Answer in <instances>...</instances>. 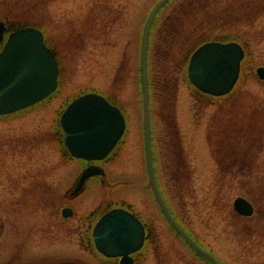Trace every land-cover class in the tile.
Segmentation results:
<instances>
[{
  "label": "rangeland",
  "instance_id": "rangeland-1",
  "mask_svg": "<svg viewBox=\"0 0 264 264\" xmlns=\"http://www.w3.org/2000/svg\"><path fill=\"white\" fill-rule=\"evenodd\" d=\"M36 1L0 0V16L11 19L13 22L24 19L28 23H36L35 21L39 20L37 17L39 6L35 4ZM79 1L60 2L58 3L60 7L54 6V8L52 7L54 3L49 4L53 12H58H56L57 18H53L50 28L45 26V29L47 30V39L56 49L60 61V84L62 83V86L52 98L35 107L29 114L11 119L6 123H0V173H10L14 189L23 185L22 191L15 189L8 194L10 200L8 207L4 206V196L7 194L3 190L0 194V224L3 223L5 226V231L0 238V260L8 259L7 261H9L12 258L9 264H31L35 255L37 257L40 256V253L52 251L55 255L47 253L39 257L40 259L45 258L43 263H47V260L54 256L64 255L87 263L100 264L101 261L96 255H92V252H88L86 248L83 249L79 244L78 231L74 234L72 232L75 229L69 228L70 231H67V227L75 226V214L83 216L88 211H93L94 215L91 217L93 223L98 214V207H103L108 197H113L116 200L123 197L126 199L125 203L127 202L134 212L144 220L153 222L156 227L157 242L155 243L157 246L156 252L152 253L154 257H151L155 260L152 261L150 258L151 262L149 259L147 264H154V262L158 264V259L166 264H194L191 262V255L183 242L176 238L165 224L158 207L154 205L152 193L146 188L148 179L145 171L142 92L138 65L140 32L135 35H127L128 29L125 27L114 29L107 41L111 45L115 43V49L106 48L103 51H96V49L89 50L86 46L83 48L82 39L84 36L79 33L80 30L76 32L82 37L73 36L70 31L71 23L74 22L76 15L82 16V12L79 11ZM88 1L92 2V0ZM122 2L125 4V8H128L127 12L123 13L127 15L136 7L140 10L145 8L151 1L122 0ZM178 6L183 9L177 10ZM202 6L205 8V12L201 10ZM144 8L140 13L144 12ZM94 9L95 6L91 4L89 11L83 10L85 14L83 17H88L91 10L94 14ZM186 11L188 12L186 13ZM261 11L264 12V0H173L159 14L150 39L149 71L151 76H154L155 66L159 64L156 63L157 59L163 61L162 55L166 51L169 58L176 43L180 44L176 48H180L182 51L178 61L172 54L170 60L174 61L171 65L177 67L181 63L182 68H185V64L180 60L187 47H194L197 38L200 35H206L203 32H209V34L207 33L208 37L213 38L218 35L231 34L238 37L244 35L248 39L247 51L249 55L246 56L245 69L242 73L243 80L240 83L241 87L238 88L244 89V92L236 96L239 106L237 109L241 111L240 113H245L244 117L247 122L244 126L249 128L245 132L246 139L238 138L239 134L235 132L225 134L236 138L239 150L247 149L250 156L252 154L251 157H254L253 155L259 157L256 159L257 164H254L249 171L252 176L250 181L240 180L237 177H225L217 180L215 177L211 180L201 171H199L201 174L198 173V175L188 174L189 178H187L185 173L184 158L186 155L198 170H200L198 160L204 171L209 169L211 159L204 141L206 131L209 133V129L206 128V117L213 109L214 112L217 110L216 105L220 101H211L216 104H211L207 111H202L203 107H196L193 112L198 114L199 118H193L191 121L190 98L187 96L190 93V88L187 84L181 83L176 102L179 128L173 121V114L169 112V103L166 102L163 94L164 99L162 100L151 97L150 107L157 183L164 196L169 200L175 214L182 219V222L192 233L199 237L200 242L226 264H254L256 261L263 264L260 263L261 254L264 253L263 249L254 248L256 254L247 256V260L244 253L245 247L251 248L254 244L250 242L253 240L236 238L238 233L247 230V226H244V223L235 225L233 230L236 235L232 236L229 234L230 227L223 220L230 214L231 202L234 197L237 195L247 196L257 207V214L251 220L256 228L252 225L251 233L256 236L262 234L263 231L264 202H259L258 199H263L264 192V84L258 83L257 79L247 72L249 68L253 69L258 65H264V14L253 19ZM112 15L114 13L108 9L107 19ZM124 18V23L132 21L128 15ZM83 22L84 20L79 21L76 28L81 29ZM168 23L170 24L166 26ZM129 25V30H132L134 26ZM51 28L54 33L48 32V29ZM249 29L251 32L246 35L245 33ZM62 30H68V33L62 32ZM187 31L190 32L186 33ZM120 34L124 36H120ZM162 34L164 37L161 36ZM74 37H79V41ZM168 39L171 45H168ZM154 42L158 43V46H154ZM183 60L185 61V59ZM174 73L176 80L171 78V81L174 79V83H179L178 74L176 71ZM91 89L107 94L127 116V134L124 142L113 156L112 161L106 165V169L110 171H107L110 180L127 179L128 183L126 186L121 185V189L118 186L117 190L111 192L104 190L98 181L92 180L83 195L68 202L75 211L73 219L59 223L60 218L58 219L55 213L56 208L59 209L62 204H58L57 200L71 182L74 173L79 168V163L71 161L61 154L57 141H55L53 126L59 111L66 102H69L79 92ZM222 108L227 111L232 106L224 104ZM261 111L262 116L259 115ZM222 115L224 114L219 113V118ZM220 119L222 122L225 121ZM229 119L231 118H227V120ZM167 121L170 122L167 123ZM228 124L231 125L228 122L222 126ZM236 124L241 125L240 128H244L242 124ZM236 124L233 125L237 126ZM214 140L217 139L214 138ZM176 157L178 158L176 163L178 167L174 168L177 174L174 177L170 170L174 166ZM131 175L136 178L133 179L130 177ZM0 176L5 175L0 174ZM171 177L176 178L174 183ZM36 180L43 184L37 185ZM186 184L189 185L188 193H186ZM173 185L178 186L174 187ZM51 192L53 196L49 195ZM215 204L220 205V212L217 211V206L214 207ZM13 248L16 250L13 251ZM4 252L5 255H3Z\"/></svg>",
  "mask_w": 264,
  "mask_h": 264
},
{
  "label": "water",
  "instance_id": "water-1",
  "mask_svg": "<svg viewBox=\"0 0 264 264\" xmlns=\"http://www.w3.org/2000/svg\"><path fill=\"white\" fill-rule=\"evenodd\" d=\"M166 0H160L152 9L146 22L142 40V74L144 90V110L146 126L147 159L150 181L156 192L150 165L148 138L147 90L145 78V49L149 26L157 9ZM2 28V25H0ZM3 29L0 30V37ZM228 55V57H226ZM239 49L235 44L219 46L205 45L192 57L189 78L201 90L221 94L228 89L235 78ZM56 64L50 52L43 46L40 33L34 29H20L9 35L4 50L0 54V105L18 108L43 97L54 86ZM6 88L4 93L1 90ZM117 110L111 108L100 97L84 96L74 101L61 119L64 139L71 151L87 158H99L113 145L121 133L122 123ZM159 202L170 223L201 254L215 264L214 259L200 250L188 236L174 223L167 210ZM238 210L245 212L235 202ZM141 228L133 217L121 211L105 215L94 231L98 249L108 256L124 255L138 247Z\"/></svg>",
  "mask_w": 264,
  "mask_h": 264
},
{
  "label": "flooded vegetation",
  "instance_id": "flooded-vegetation-1",
  "mask_svg": "<svg viewBox=\"0 0 264 264\" xmlns=\"http://www.w3.org/2000/svg\"><path fill=\"white\" fill-rule=\"evenodd\" d=\"M101 9H102V11L100 12L101 14L103 13V10H104V8H103V6L101 7ZM104 20H105V18L101 15V20H97L95 23H92L90 26H91V28L93 27V26H95V28H101V29H103V31H104V28L106 29L107 28V25H106V23L104 22ZM106 33V32H105ZM104 32H101V33H99L98 32V35H100V36H104V34H105ZM102 36V37H103ZM86 232H87V229H86ZM135 261H137V260H135Z\"/></svg>",
  "mask_w": 264,
  "mask_h": 264
}]
</instances>
